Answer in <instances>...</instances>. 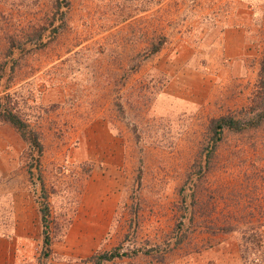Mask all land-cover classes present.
<instances>
[{"label":"rangeland","instance_id":"obj_1","mask_svg":"<svg viewBox=\"0 0 264 264\" xmlns=\"http://www.w3.org/2000/svg\"><path fill=\"white\" fill-rule=\"evenodd\" d=\"M59 2L0 0V111L40 143L0 114V264H264V124L213 141L254 110L264 0Z\"/></svg>","mask_w":264,"mask_h":264},{"label":"trees","instance_id":"obj_2","mask_svg":"<svg viewBox=\"0 0 264 264\" xmlns=\"http://www.w3.org/2000/svg\"><path fill=\"white\" fill-rule=\"evenodd\" d=\"M60 5H68L69 0H60ZM64 3V4H63ZM164 43V40L161 38L159 39V42L153 46L151 52H157L160 50L162 44ZM263 70H264V64H263ZM259 94L255 97V107L254 110H250L247 112L246 117L244 118H236L234 115H224L220 118L215 120L214 123V137L213 141L214 143H217L218 140H220L223 136L224 130L229 129L230 132L235 133H242L249 130H254L256 128L261 127L264 124V80L261 85V89L258 92ZM0 114L5 118V120H9L13 125H15L19 131H21V134L25 138H32L35 143L38 145L40 144L36 133H34L32 130H29L27 128L26 123L18 116L15 112L12 111V109L8 107H2ZM216 145L214 144L213 147L210 149L211 153L214 152ZM48 214V207L42 209V218L45 222V226L47 224L46 216ZM45 246L49 248L50 246V237L47 233V228L45 229ZM128 252L126 251H120V248L112 250V251H104L102 253L95 254L91 257V260L93 261L92 264H102L104 261L111 260L115 257H121L122 255H126Z\"/></svg>","mask_w":264,"mask_h":264},{"label":"crops","instance_id":"obj_3","mask_svg":"<svg viewBox=\"0 0 264 264\" xmlns=\"http://www.w3.org/2000/svg\"><path fill=\"white\" fill-rule=\"evenodd\" d=\"M5 253H7V252H6V249H2V250H0V256L3 257ZM4 257H5V256H4Z\"/></svg>","mask_w":264,"mask_h":264}]
</instances>
